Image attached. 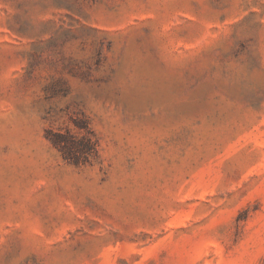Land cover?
Instances as JSON below:
<instances>
[{"label":"rangeland","instance_id":"rangeland-1","mask_svg":"<svg viewBox=\"0 0 264 264\" xmlns=\"http://www.w3.org/2000/svg\"><path fill=\"white\" fill-rule=\"evenodd\" d=\"M0 264H264V0H0Z\"/></svg>","mask_w":264,"mask_h":264},{"label":"trees","instance_id":"trees-1","mask_svg":"<svg viewBox=\"0 0 264 264\" xmlns=\"http://www.w3.org/2000/svg\"><path fill=\"white\" fill-rule=\"evenodd\" d=\"M86 128L79 138L71 133H51L52 142L62 151L64 158L71 163H86L98 153L97 139L94 137L93 131Z\"/></svg>","mask_w":264,"mask_h":264}]
</instances>
